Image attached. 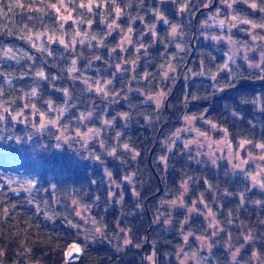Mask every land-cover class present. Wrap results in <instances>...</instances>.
Segmentation results:
<instances>
[{
    "label": "trees",
    "instance_id": "1",
    "mask_svg": "<svg viewBox=\"0 0 264 264\" xmlns=\"http://www.w3.org/2000/svg\"><path fill=\"white\" fill-rule=\"evenodd\" d=\"M60 2L0 0V264H63L73 243L65 264H264L251 168L191 146L225 138L264 155V0H94L91 12L63 0L67 24L48 8ZM15 178L30 189L12 191ZM81 207L98 232L83 233Z\"/></svg>",
    "mask_w": 264,
    "mask_h": 264
},
{
    "label": "rangeland",
    "instance_id": "2",
    "mask_svg": "<svg viewBox=\"0 0 264 264\" xmlns=\"http://www.w3.org/2000/svg\"><path fill=\"white\" fill-rule=\"evenodd\" d=\"M60 17L64 16L67 17L69 16V14L71 15V12L64 14L63 12H59ZM71 19H67V20H62L61 21L64 24H67L68 22H70ZM79 33V32H77ZM77 33L71 38L72 43H83L84 41V35L79 33V35H77ZM65 40L64 36H60L58 41L60 42V40ZM237 56V55H236ZM173 93V91H172ZM157 100L159 101V104H157ZM162 100V96L161 95H151L147 97V101L155 104V105H160ZM165 103L167 104V100L165 101ZM167 108V106H166ZM58 117L57 115L55 116L54 119L50 120L48 118L42 117L41 121H40V127L43 129H48V128H54L57 123H58ZM60 139L66 143L69 140L73 139H78L80 140L84 145H87V143L89 142L90 139V135L88 134H84V133H78L76 132L74 135L72 134L71 136L65 134L64 132H61L59 134ZM226 139L225 138H220L218 140H212L211 138H207L204 136V140H197L193 143H191V146L193 148L194 151L197 152L198 157H202L205 161L209 162V163H216L218 161H224L226 162L229 166H231L233 169H235L238 172H243L245 171L247 168H251V173H247V180L249 181V185L251 186V188H257L260 191H264V168L263 166L260 164L261 159L259 158V156L256 155H252L249 154L247 152H244V154L241 151L238 150H234L232 148V144L228 143V141L226 140V142H224ZM154 150V149H153ZM153 152V151H152ZM152 155V154H151ZM150 161V162H149ZM241 161H247L246 163H243V165L241 166ZM148 162L151 165V157L149 160V154H148ZM251 166V167H249ZM244 173V172H243ZM23 176V175H22ZM253 177H255L256 179L253 180ZM15 182L18 183H12L10 185L12 191L15 190L13 186H22L21 189H17V190H25L28 191L30 189L29 186H24L23 182L20 183L18 181V178L14 179ZM158 183L160 184V180L158 179ZM160 191H158L156 193V195L159 194ZM176 207L178 206L177 203L175 204H171L170 207ZM171 207V208H172ZM77 216L82 219V223L85 225L84 227H80L83 231L84 234H86V232H98L97 229H99V227L96 225L95 221L92 217H90V215L88 214V209L81 207L78 209L77 211ZM213 221V220H211ZM95 226V227H94ZM80 249H81V244L80 243H75ZM72 245V244H71ZM71 247V246H70ZM71 251V248L65 251V259L63 264H65L67 261H72L74 259H76L78 257L79 253H75L72 252L71 256H69V252ZM195 259V258H194ZM187 261V259H186ZM143 262V260H142ZM148 264H150V259H147ZM198 264H203L201 262H199V260H197Z\"/></svg>",
    "mask_w": 264,
    "mask_h": 264
},
{
    "label": "snow or ice",
    "instance_id": "3",
    "mask_svg": "<svg viewBox=\"0 0 264 264\" xmlns=\"http://www.w3.org/2000/svg\"><path fill=\"white\" fill-rule=\"evenodd\" d=\"M174 2H175V0H174ZM93 3H94V0H87V3L81 2L80 5H79V7H80V8H85V9H87L89 12H91V11H92V8H93ZM14 6H15V7H22L21 4H16V5H14ZM230 6H231V5H229V7H230ZM251 6H252L253 8L256 7L255 4H252ZM64 7H65V5H64V3H63V0H61V2L59 3V5H58L57 3H49V4H48V8L55 10L58 14H59L60 10L63 9ZM33 10L43 11L42 8H41V9H33V8H29V11H33ZM184 10H185V8H184V7H181L180 11L183 12ZM115 12H116L117 16H120V15L122 14V13H121V9H120L119 7H116V8H115ZM160 18L163 19V17H160ZM61 19H62V20L71 19V15L69 14V16H67V17L61 16ZM233 19L236 20L237 18H236V17H233ZM242 22H243V23H251L250 21H246V20H245V21H242ZM88 23L91 24V21H88ZM165 23H167V21H165ZM221 23H223V22H221ZM116 26H117V25L115 24V21H113V23L109 25V28H113V27H116ZM252 26H253V27H257V25H255V24H253ZM260 27H264V25H260ZM129 31H131V30L129 29ZM175 34H176V26L173 25V26H172V32H171V35H175ZM77 35H79V33H77ZM93 39H95V37H93ZM130 42H131L130 37L126 36L125 39H124L121 43L123 44V43H130ZM60 43L63 44L64 41L61 39V40H60ZM65 46L67 47V45H65ZM73 64H75V61H73ZM257 67H258V65H257ZM74 70H75V69L73 68L72 71H74ZM118 70H119V66H118ZM38 75H39L40 77H43V76H44V73H43V72H39ZM109 83H110V82H109ZM98 91H101V92H102V91H103V88H99ZM35 94H36V93H35V90H33L32 95H35ZM160 95L163 96L164 94L161 93ZM157 104H159V101H158V100H157ZM212 127L215 128L216 125L213 124ZM224 131H225V137H226V136H227V131H226V130H224ZM201 135H202V133H201ZM224 142H226V140H225ZM249 143H251V141H248V140H241V141H240V147L243 148L246 144H249ZM124 147L127 149V148H128V145H124ZM255 147L258 148V149H260V150H262V151H264V144H256ZM259 158H260L261 160H264V155L260 156ZM246 162H247V161H241V166L243 165V163H246ZM255 179H256V178L253 177V180H255ZM181 186L185 188V191L187 190L186 185H181ZM172 203L175 204L176 201H172ZM209 215H213V214L210 212ZM97 231H99V229H97ZM129 242H130V241H127V240L125 241V243H129ZM80 251H81V249H80L75 243H73V244L71 245V251L69 252L68 255L71 256L72 252L79 253Z\"/></svg>",
    "mask_w": 264,
    "mask_h": 264
},
{
    "label": "water",
    "instance_id": "4",
    "mask_svg": "<svg viewBox=\"0 0 264 264\" xmlns=\"http://www.w3.org/2000/svg\"><path fill=\"white\" fill-rule=\"evenodd\" d=\"M194 22H195V19H194ZM174 89H175V87H174ZM174 89H173V91H174ZM167 105H166V103H165V107H166ZM156 144V143H155ZM155 144H154V146L151 148V150H150V152H149V160H150V157H151V154H152V151H153V149H154V147H155ZM150 162V161H149ZM159 189H160V184H159ZM160 191V190H159ZM151 222V218L149 217V223ZM141 251H142V249H141ZM142 253V252H141ZM142 255V254H141ZM142 258H141V264H142Z\"/></svg>",
    "mask_w": 264,
    "mask_h": 264
},
{
    "label": "bare ground",
    "instance_id": "5",
    "mask_svg": "<svg viewBox=\"0 0 264 264\" xmlns=\"http://www.w3.org/2000/svg\"><path fill=\"white\" fill-rule=\"evenodd\" d=\"M70 246H71V245H70ZM70 246L67 248L68 250L71 248Z\"/></svg>",
    "mask_w": 264,
    "mask_h": 264
},
{
    "label": "clouds",
    "instance_id": "6",
    "mask_svg": "<svg viewBox=\"0 0 264 264\" xmlns=\"http://www.w3.org/2000/svg\"><path fill=\"white\" fill-rule=\"evenodd\" d=\"M187 191V190H186Z\"/></svg>",
    "mask_w": 264,
    "mask_h": 264
}]
</instances>
